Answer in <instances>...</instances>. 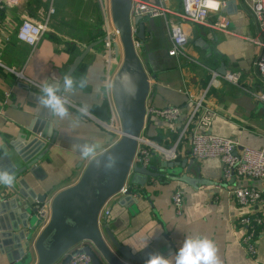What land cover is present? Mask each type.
<instances>
[{"label":"crops","instance_id":"1","mask_svg":"<svg viewBox=\"0 0 264 264\" xmlns=\"http://www.w3.org/2000/svg\"><path fill=\"white\" fill-rule=\"evenodd\" d=\"M129 1L133 4L136 0H123L124 5ZM221 1L225 5L220 12H211L206 23L183 18L181 0L167 2L168 11L164 16H143L141 21L145 26V40L137 38L140 46L136 51L149 90L137 150L151 148L150 162L155 167L164 161L180 164L174 166L176 173L170 177L149 178L142 186L132 187L127 182L124 187H132L129 190L132 197L118 191L100 204V216L120 244L129 247L132 253H142L145 260L152 253H161L171 260L186 237L205 236L216 244L222 264H264V227L257 236V252L252 255L242 243L246 230L239 223L244 214H261L264 205L258 202L242 206L233 192L240 185L264 192V179L226 178L219 159L201 160L191 154V131L203 108L212 112L209 129L212 134L237 139L241 145L264 147V101L258 97L264 91V79L256 67L260 48L249 39L258 35V22L245 0H236L229 6L226 0ZM117 2L20 0L16 4L2 3L1 60L5 67L22 71L34 82L21 80L0 65V170L14 176L12 185L0 182V203L11 204L10 210L0 211L2 231L5 225H13L14 206L33 203L37 195L47 198L46 203L39 204L40 208L45 204L50 206L45 217L38 213L43 221L41 230L44 229L52 218V197L77 185L91 161L122 137L124 124L114 94V80L124 66L126 52L117 24ZM219 14L231 17L228 29L213 27ZM27 18L38 23L49 19L48 30L36 46L23 43L16 36L20 23ZM172 24H181L187 33L184 54L169 53L173 46ZM134 26L138 29L137 24ZM108 39L112 40L111 51L106 46ZM100 40L69 77L73 81L72 89L64 86L62 94L57 93L66 101L67 116H56L55 123L54 119L48 120L53 112L46 107L41 111L43 117H38L42 104L37 97L43 95V86H59L75 58L90 43ZM232 70L243 72L240 83L224 78ZM136 89L134 81L132 102ZM7 92L11 93L8 100ZM202 99L203 105L187 128V121ZM175 105L182 107V113L174 122L149 111L151 107ZM33 129L51 136L34 142L38 136L31 134ZM40 141L46 142V147L36 157L35 146ZM84 146H94V153L83 156ZM170 151L173 156L169 155ZM33 157L40 159L32 163ZM103 174H97L85 194L83 201L89 202L91 209L83 206V214L92 211L98 195L108 188L109 184L100 186L99 194L94 192L95 181ZM177 190L183 196L182 215L177 214L172 201ZM68 204L73 207L76 200ZM102 233L110 244L105 229ZM5 247L1 238L0 264H10L8 255L12 252H7ZM35 263L36 259L32 264Z\"/></svg>","mask_w":264,"mask_h":264},{"label":"water","instance_id":"2","mask_svg":"<svg viewBox=\"0 0 264 264\" xmlns=\"http://www.w3.org/2000/svg\"><path fill=\"white\" fill-rule=\"evenodd\" d=\"M226 2L229 6L236 0H226ZM131 5L130 1L124 5L123 0H119L116 7L118 29L126 52L124 66L114 80V94L124 124L122 137L113 147L91 161L77 185L64 189L52 197V218L44 229L41 230L43 221L42 216H39L38 213L39 204L47 202L46 195H37L33 203L30 201L14 206L13 209L16 210V213L12 215L13 225H5L3 231L0 227V239L4 238L7 252H12V255H8L10 264H32L35 259V264H67L71 258V253L82 252L90 256L92 264H145L146 260L143 258V254L132 253L129 247L120 244L100 216V204L120 191L127 182L132 187L135 184L142 186L146 184L149 178L170 177L176 173L174 166L180 164L164 161L160 167L153 166L151 162L145 165L142 155L137 150L140 130L146 115L145 99L148 94L149 83L134 46V37L145 40V26L141 22L143 16L131 17ZM227 12L232 13L231 10H227ZM133 24L138 25L134 36L132 34ZM101 41L90 43L75 58L63 81L58 86L57 93L59 95L62 94L65 79L71 76L89 51ZM134 81L137 82V89L132 102L131 83ZM45 109L46 107L42 105L37 116L42 118L43 113L41 111L43 112ZM52 119L56 123L57 118L54 113L53 117L48 120ZM32 132L34 137L38 136L34 142L51 136L45 131L42 133L37 129H33ZM45 147L46 142L44 141L36 143L35 149L38 148L36 157ZM36 157L31 159L33 162L30 161V164L40 159L34 160ZM103 172L102 178L95 181L97 188L94 192L99 194L100 186L107 184L109 186L102 194L98 195L92 211L83 214L81 212L83 206L86 205L88 210L91 209V204L83 201L85 194L94 183L97 174ZM131 186L130 189H132ZM130 189L127 188L126 191L129 198L131 196ZM73 199L76 200V204L71 207L68 202ZM34 202L37 205H34ZM10 205L9 203H0V211L10 210ZM48 208L44 213L45 216L49 212ZM104 229L110 244H107L104 239L102 233Z\"/></svg>","mask_w":264,"mask_h":264},{"label":"built area","instance_id":"3","mask_svg":"<svg viewBox=\"0 0 264 264\" xmlns=\"http://www.w3.org/2000/svg\"><path fill=\"white\" fill-rule=\"evenodd\" d=\"M20 0H0V15L2 11V3L8 2L16 4ZM173 0H158L157 3L149 1L136 0L130 8L131 17L137 15L158 17L164 16L167 13L166 3ZM247 5L255 15L259 33L250 37V41L260 48V53L256 61L258 72L264 79V0H245ZM182 12L181 15L186 20L196 23H206L208 16L211 12H220L225 3L221 0H211V3L216 7L209 6V0H181ZM53 11V9H51ZM231 25V17L226 14H219L218 18L213 22V27L218 29H228ZM49 19L43 22H34L30 19H23L17 30V39L23 43L31 46H36L42 39L44 33L48 30ZM120 32V31H119ZM118 32V33H119ZM137 28L132 26L133 36L136 34ZM172 48L169 51L171 55L184 54L186 45L188 43V36L181 24H172L171 29ZM106 46L112 50V40L106 41ZM134 46L139 47L140 42L134 37ZM2 49L0 48V65L5 67L2 58ZM7 70L15 73L19 79L34 83L27 78L22 71H18L14 67H5ZM243 77L241 70L227 71L224 78L234 84L240 83ZM11 93H5L8 100ZM258 97L264 101V91L258 93ZM203 99L198 102L196 110L191 118L187 121L186 127L188 128L194 120L197 109L203 105ZM152 114L160 116L170 122L177 121L182 113V107L168 106L164 108L151 107L149 110ZM212 123V112L203 108V112L199 116L195 128L191 131V154L198 159H219L223 164V173L226 178L240 177L252 179H264V147L254 148L241 143L234 138L224 137L212 134L209 129ZM151 148L144 147L139 151L144 160V164L150 163ZM173 156V151L169 152ZM122 191L126 192L127 188L123 187ZM234 195L238 203L242 206L253 205L254 203H263L264 205V192L249 186L240 185L234 189ZM173 204L176 212L179 215L183 214V196L181 191L177 190L172 196ZM50 207L45 204L43 208L39 209V213L45 217L46 209ZM108 213V212H107ZM239 223L245 228L246 235L242 238V243L246 250L252 255L257 252L256 240L260 230L264 227V211L261 214L250 215L244 214L240 217ZM71 258L67 264H90L91 258L86 253H71Z\"/></svg>","mask_w":264,"mask_h":264},{"label":"clouds","instance_id":"4","mask_svg":"<svg viewBox=\"0 0 264 264\" xmlns=\"http://www.w3.org/2000/svg\"><path fill=\"white\" fill-rule=\"evenodd\" d=\"M210 7H216L209 0ZM71 78L65 79V87L72 89ZM58 86L47 84L43 86V95L37 97L39 102L51 110L58 117L67 116L66 101L57 94ZM95 151L94 146H84L81 149L83 156H91ZM14 176L7 171L0 170V182L12 185ZM145 264H222L218 256V248L213 240L205 236H188L182 245L175 251L173 259L161 253H152L148 256Z\"/></svg>","mask_w":264,"mask_h":264}]
</instances>
